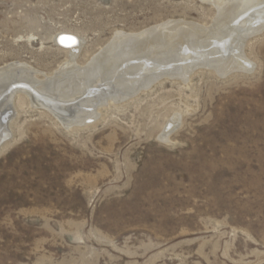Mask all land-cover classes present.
<instances>
[{
	"label": "rangeland",
	"instance_id": "rangeland-1",
	"mask_svg": "<svg viewBox=\"0 0 264 264\" xmlns=\"http://www.w3.org/2000/svg\"><path fill=\"white\" fill-rule=\"evenodd\" d=\"M217 16L203 0H0V68L20 63L43 82L68 62L60 34L83 40V67L118 33ZM262 29L244 45L251 71L163 77L73 128L15 96L0 264H264Z\"/></svg>",
	"mask_w": 264,
	"mask_h": 264
},
{
	"label": "bare ground",
	"instance_id": "bare-ground-1",
	"mask_svg": "<svg viewBox=\"0 0 264 264\" xmlns=\"http://www.w3.org/2000/svg\"><path fill=\"white\" fill-rule=\"evenodd\" d=\"M203 1L218 11L212 26L173 20L140 33H118L83 67L76 64L83 40L75 46L57 43L68 53V62L43 82L37 72L20 63L1 67L0 143L9 136L11 103L17 95H24L33 106L47 107L69 128L96 120L97 107L132 98L163 77L186 82L198 68L213 69L219 76L236 69L251 71L254 67L244 45L263 30L264 0ZM170 126L162 135L164 140L170 137Z\"/></svg>",
	"mask_w": 264,
	"mask_h": 264
},
{
	"label": "water",
	"instance_id": "water-1",
	"mask_svg": "<svg viewBox=\"0 0 264 264\" xmlns=\"http://www.w3.org/2000/svg\"><path fill=\"white\" fill-rule=\"evenodd\" d=\"M77 39L69 34H63L60 36L58 39V43L62 46H75L77 44ZM170 78H176V77H171ZM49 104V103H48Z\"/></svg>",
	"mask_w": 264,
	"mask_h": 264
}]
</instances>
